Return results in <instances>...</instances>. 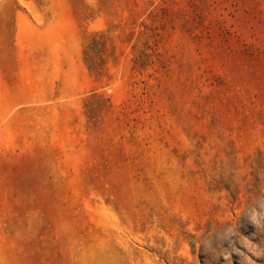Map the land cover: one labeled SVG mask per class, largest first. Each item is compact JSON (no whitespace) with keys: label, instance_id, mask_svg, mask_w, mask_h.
Here are the masks:
<instances>
[{"label":"rangeland","instance_id":"374dc122","mask_svg":"<svg viewBox=\"0 0 264 264\" xmlns=\"http://www.w3.org/2000/svg\"><path fill=\"white\" fill-rule=\"evenodd\" d=\"M0 264H264V0H0Z\"/></svg>","mask_w":264,"mask_h":264},{"label":"crops","instance_id":"0c3cea01","mask_svg":"<svg viewBox=\"0 0 264 264\" xmlns=\"http://www.w3.org/2000/svg\"><path fill=\"white\" fill-rule=\"evenodd\" d=\"M82 69L80 75L77 77V87L73 91V94H80L82 92L88 91L91 87V79L89 71L82 65L81 61L77 63Z\"/></svg>","mask_w":264,"mask_h":264}]
</instances>
